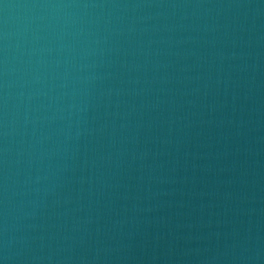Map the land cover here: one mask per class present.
<instances>
[{
    "label": "water",
    "instance_id": "water-1",
    "mask_svg": "<svg viewBox=\"0 0 264 264\" xmlns=\"http://www.w3.org/2000/svg\"><path fill=\"white\" fill-rule=\"evenodd\" d=\"M0 264H264V0H0Z\"/></svg>",
    "mask_w": 264,
    "mask_h": 264
}]
</instances>
